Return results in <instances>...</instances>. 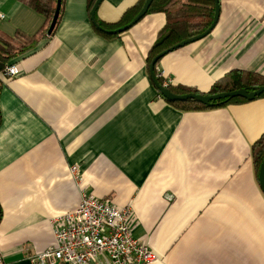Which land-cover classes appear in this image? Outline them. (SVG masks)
<instances>
[{
    "label": "crops",
    "instance_id": "obj_1",
    "mask_svg": "<svg viewBox=\"0 0 264 264\" xmlns=\"http://www.w3.org/2000/svg\"><path fill=\"white\" fill-rule=\"evenodd\" d=\"M138 1L103 0L96 17L117 22ZM0 14L10 35L45 20L19 0H0ZM166 20L149 13L107 37L88 0H63L55 33L12 62L17 76L0 72L4 264H31L54 240L53 219L84 192L132 209L134 236L158 256L151 264H264V192L252 157L264 97L203 110L168 102L147 69ZM157 68L165 82L201 92L234 69L264 75V0H220L213 31Z\"/></svg>",
    "mask_w": 264,
    "mask_h": 264
},
{
    "label": "trees",
    "instance_id": "obj_2",
    "mask_svg": "<svg viewBox=\"0 0 264 264\" xmlns=\"http://www.w3.org/2000/svg\"><path fill=\"white\" fill-rule=\"evenodd\" d=\"M28 6L41 13L45 20L41 27L34 33L29 34L21 29H17L13 35L7 34L0 29V72L5 70L6 66L18 57H21L33 51L39 44L49 39L56 31L60 20L62 6L56 28L52 34H48V29L57 5V0H19ZM146 0H139L135 5L128 8L121 19L114 23H106L98 21L105 29H115L132 21V19L141 10ZM96 0H88V9L91 11ZM163 12L166 14L167 20L165 25L160 29L155 42L153 43L147 56V69L152 59L171 46L181 42L184 39L190 38L204 32L213 22L215 16V1L214 0H153L147 14ZM146 14V15H147ZM101 34L109 37L102 31ZM161 60V59H160ZM158 61V63L160 62ZM157 63V65H158ZM155 72L158 75V68ZM150 75V72H149ZM161 84H165V79L162 76L158 77ZM264 85V75L248 70L234 69L228 72L222 79L217 80L210 93H218L222 91H232L239 88H247L249 90L257 89ZM171 91L177 94H185L189 92H201L196 88L185 86L182 84L168 85ZM259 97H264V93ZM167 100V99H166ZM168 102L183 110H203L216 107H223L228 104L241 103L250 101L245 97H235L229 100H219L213 106H207L192 100L186 102ZM252 157L255 168L259 173L261 162L264 158V133L254 142L252 146ZM3 218V208L0 203V223Z\"/></svg>",
    "mask_w": 264,
    "mask_h": 264
},
{
    "label": "built area",
    "instance_id": "obj_3",
    "mask_svg": "<svg viewBox=\"0 0 264 264\" xmlns=\"http://www.w3.org/2000/svg\"><path fill=\"white\" fill-rule=\"evenodd\" d=\"M4 17L0 14V19ZM19 72L17 63L4 70L8 78ZM77 170V165L72 167ZM133 223L129 206L84 192L75 209L53 219V242L29 259L31 264H151L158 256L146 241L134 236ZM0 264H4L1 255Z\"/></svg>",
    "mask_w": 264,
    "mask_h": 264
},
{
    "label": "water",
    "instance_id": "obj_4",
    "mask_svg": "<svg viewBox=\"0 0 264 264\" xmlns=\"http://www.w3.org/2000/svg\"><path fill=\"white\" fill-rule=\"evenodd\" d=\"M152 1L153 0H146L145 3L143 4L141 10L132 19L131 22H129L123 26H120L118 28H115V29H105L103 26H101L98 23V21L96 19L97 10H98L99 6L101 5V3L103 2V0H96L94 6L92 7V9L90 11V19H91L93 25L98 30H100L106 34H109V35L121 34L125 31L129 30L131 27H133L136 23H138L147 14L148 9H149ZM214 1H215L214 20L211 23V25L204 32L197 34L195 36H192L190 38L184 39L181 42L171 46L170 48L165 49L164 51L157 54L152 59V61L150 62L149 72H150V77H151L153 84L155 85V87L157 88L159 93L165 99H167L171 102H186V101L192 100L194 102L201 103V104H204L207 106H213L216 103V101H219V100H229V99H232L235 97H245L249 100H254L258 96H260L261 94L264 93V85H262V86H259L257 89H254V90H249L247 88H239V89H235L232 91H222V92H218V93L189 92V93H185V94H177V93H174L173 91H171V89L168 86L169 84H161L160 83L158 77L161 76V73L159 72V74L157 75L155 72V68H156L158 61L161 58H163L166 54L207 36L216 27V25L219 21V17H220V0H214ZM61 6H62V0H57L56 9H55L54 16L52 18L51 24H50L49 29H48V34H52L56 28V25H57V22L59 19V15H60ZM259 182H260L261 188L264 192V158H263V161L261 162L260 169H259Z\"/></svg>",
    "mask_w": 264,
    "mask_h": 264
}]
</instances>
